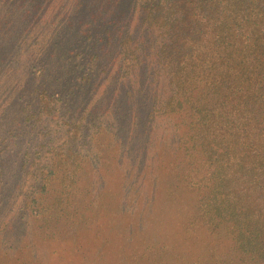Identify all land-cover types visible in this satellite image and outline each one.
Masks as SVG:
<instances>
[{"label": "rangeland", "instance_id": "1", "mask_svg": "<svg viewBox=\"0 0 264 264\" xmlns=\"http://www.w3.org/2000/svg\"><path fill=\"white\" fill-rule=\"evenodd\" d=\"M105 2L0 0V133L15 135L0 143V264H251L230 226L216 227L199 212L207 171L201 157L160 146L142 129L136 134V120L113 113L115 83L104 95V75L88 84L70 70L65 49L84 41L90 9L95 16L114 13ZM42 82L60 92L45 99L55 113L36 97ZM170 117L181 131L183 115ZM115 118L123 124L119 134ZM26 150L39 162L34 167L48 164V171L41 202L22 213L30 174L19 169V159ZM154 157V168L141 172L143 160L152 165Z\"/></svg>", "mask_w": 264, "mask_h": 264}, {"label": "trees", "instance_id": "2", "mask_svg": "<svg viewBox=\"0 0 264 264\" xmlns=\"http://www.w3.org/2000/svg\"><path fill=\"white\" fill-rule=\"evenodd\" d=\"M77 1L89 6L92 0ZM105 3L115 6L114 13L96 10L95 16L90 9L81 29L85 42L65 49L70 70L88 84L104 75V95L115 83L119 95L113 113L136 120V134L142 129L154 143L159 139L160 146L198 154L207 165L200 214L216 227L230 226L243 258L264 264V0ZM63 78L55 77V84L61 85ZM42 83L34 89L36 97L43 110L55 113V104L45 99L60 92ZM23 112L19 108V118ZM174 112L183 115L181 131L173 127ZM158 120L166 125L153 133ZM113 127L121 133L122 121L115 118ZM11 136V131L0 133V143L8 145ZM155 159L152 165L143 160L141 172L153 169ZM19 164L30 174L19 206L26 213L30 204L41 202L38 193L48 164L34 167L39 162L28 150Z\"/></svg>", "mask_w": 264, "mask_h": 264}]
</instances>
